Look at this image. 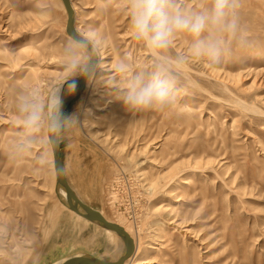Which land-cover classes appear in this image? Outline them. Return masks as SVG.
<instances>
[{"label": "rangeland", "instance_id": "374dc122", "mask_svg": "<svg viewBox=\"0 0 264 264\" xmlns=\"http://www.w3.org/2000/svg\"><path fill=\"white\" fill-rule=\"evenodd\" d=\"M70 1L76 28L103 37L101 71L122 56L147 63L126 0ZM239 15L246 50L215 68L190 65L170 109L129 111L87 83L65 111L79 120L60 141L66 178L83 202L129 229L137 248L125 264H264V0H240ZM67 20L62 0H0V264L76 254L114 261L125 249L95 223L51 214L60 200L52 150L47 163L10 155L15 92L43 93L60 75ZM35 39L42 44L20 51ZM185 46L178 39L173 51Z\"/></svg>", "mask_w": 264, "mask_h": 264}, {"label": "clouds", "instance_id": "9594fccd", "mask_svg": "<svg viewBox=\"0 0 264 264\" xmlns=\"http://www.w3.org/2000/svg\"><path fill=\"white\" fill-rule=\"evenodd\" d=\"M240 0H126L133 40L150 54L147 63L134 64L122 56L110 71H101L103 37L95 30H77L60 49V75L45 92L20 86L14 96L18 131L10 145L15 160L36 156L47 163L49 152L75 127V114L63 111L64 95L73 94L79 78L103 87L133 112L170 109L177 102L187 68L199 63L208 68L221 65L249 44L239 15ZM178 39L183 51L174 52Z\"/></svg>", "mask_w": 264, "mask_h": 264}, {"label": "water", "instance_id": "95a60500", "mask_svg": "<svg viewBox=\"0 0 264 264\" xmlns=\"http://www.w3.org/2000/svg\"><path fill=\"white\" fill-rule=\"evenodd\" d=\"M64 7L68 14V20L66 25V31L68 35L73 34L77 31L75 23H74V10L72 7V3L70 0H62ZM87 84L86 79L79 78V85L75 93L67 94L65 93L64 99V107L63 111L67 110L69 105L73 100H75L84 90ZM53 156H54V166L56 171V189L58 187H62L66 191V205L68 208L74 210L81 216L89 219L90 221L102 226L109 228L115 231L124 241L125 249L123 254L114 261H108L101 258H98L91 254H76L69 257L62 258L58 261V264H125L126 261L131 258L134 254L136 249L134 239L129 235V233L119 224L115 222H111L107 220L100 211L92 208L85 202H83L74 192L68 180L66 178L64 172V164L62 159V151H61V144L60 142L52 149ZM53 264V263H52Z\"/></svg>", "mask_w": 264, "mask_h": 264}, {"label": "bare ground", "instance_id": "6f19581e", "mask_svg": "<svg viewBox=\"0 0 264 264\" xmlns=\"http://www.w3.org/2000/svg\"><path fill=\"white\" fill-rule=\"evenodd\" d=\"M61 1V0H60ZM72 7H73V10H74V13H75V7H74V5L72 4ZM77 29V28H76ZM78 30V29H77ZM40 44H42V39H40V40H30V41H28V42H26V43H24L23 45H21V47H20V51H22V52H24V51H27V50H30V49H32V48H34L35 46H37V45H40ZM35 73V72H34ZM88 83V82H87ZM72 149V148H71ZM83 150V149H82ZM80 151V150H79ZM97 161H98V159H96ZM100 161H101V159H100ZM104 163V162H103ZM93 165V164H92ZM96 166V165H95ZM67 167H70V166H67ZM97 168V167H96ZM77 169V168H76ZM78 169H79V167H78ZM98 169H99V167H98ZM69 173L70 174H72V172L74 171V168L73 167H70L69 168ZM91 171V170H90ZM107 171V170H106ZM64 172H65V170H64ZM95 173V172H94ZM65 175H66V172H65ZM74 175V174H73ZM95 175V174H94ZM79 178V177H78ZM84 178H85V176H84ZM93 179V178H92ZM84 180V179H83ZM93 182V181H92ZM82 183L83 182H81V185H82ZM84 185V184H83ZM87 185V184H86ZM85 190H87V189H85ZM57 193H58V195H59V197H60V200H58L57 202H55V204H54V206L50 209V212H51V214L54 216L56 213H57V210L59 209L61 212H63V211H67V213L72 217V218H74L75 220H76V222H77V224L79 225V224H81V223H84L85 225H87V226H90L91 224H94V222H92V221H90L89 219H87V218H85L84 216H81L80 214H78L77 212H75L74 210H72V209H70V208H68V206L66 205V191H65V189L64 188H62V187H58L57 188ZM87 195V194H86ZM92 195V194H91ZM55 207V208H54ZM102 213V215L107 219V220H109V221H111V222H115V223H117V224H119L120 226H122L128 233H129V235L132 237V238H134L133 237V235L131 234V232L129 231V229L124 225V224H122L120 221H117V220H115V219H113V218H111V217H107L103 212H101ZM96 224V223H95ZM98 227H100V228H102L103 229V231H104V233L107 235V237H108V239L112 242V243H116V241L117 240H119L118 239V234L115 232V231H113V230H111V229H109V228H106V227H102V226H100V225H98V224H96ZM96 230H98V228L96 229ZM118 235V236H117ZM135 246H136V248H137V243H136V241H135ZM41 255V254H40ZM34 257V259H38L39 258V255H34L33 256ZM59 262H61V261H55L53 264H58ZM148 262V261H147ZM146 262V263H147Z\"/></svg>", "mask_w": 264, "mask_h": 264}]
</instances>
